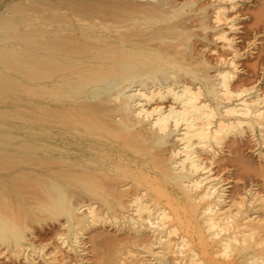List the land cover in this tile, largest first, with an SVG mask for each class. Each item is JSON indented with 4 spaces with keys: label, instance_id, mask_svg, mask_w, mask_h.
<instances>
[{
    "label": "bare ground",
    "instance_id": "6f19581e",
    "mask_svg": "<svg viewBox=\"0 0 264 264\" xmlns=\"http://www.w3.org/2000/svg\"><path fill=\"white\" fill-rule=\"evenodd\" d=\"M245 1L0 0V264H264V87L235 83L264 2L242 29ZM245 136L262 181L233 188L215 167Z\"/></svg>",
    "mask_w": 264,
    "mask_h": 264
},
{
    "label": "rangeland",
    "instance_id": "374dc122",
    "mask_svg": "<svg viewBox=\"0 0 264 264\" xmlns=\"http://www.w3.org/2000/svg\"><path fill=\"white\" fill-rule=\"evenodd\" d=\"M260 2H261V0H259ZM259 1L258 0H246L245 1V3L247 2V4H250L251 5V7H252V9L248 12V11H246V12H248V14L246 13V12H243V10H244V7L242 8V12H239V14H240V16H239V20H238V23H239V27L240 28H242V29H246V27H249V26H251V24H252V22H253V20H252V17L250 16V14L249 13H251V12H254L256 9V7H258L259 5ZM254 2H256V3H254ZM258 2V3H257ZM262 2H264V0H262ZM258 5V6H257ZM231 12H233V11H231ZM192 13L191 12H189V13H186L185 15H183V17L181 18V20L183 19V18H185L186 17V15H187V17L188 16H190ZM195 14V13H194ZM250 18V19H249ZM177 20H179V19H177ZM196 20H197V18H195L194 17V19H192L191 21H190V23H192L193 21H195L196 22ZM249 20V21H248ZM247 22V23H246ZM250 22V23H249ZM188 24H190L189 22H187ZM243 24H245V27H244V25ZM247 24H250V25H248L247 26ZM241 26H243V27H241ZM193 30V32L194 33H196L197 35H195V38H193V40H192V43H193V45L199 50V51H203L204 50V44H205V42H206V39H204L203 38V31L202 30H200V29H198V28H194V29H192ZM198 30H200V31H198ZM251 30V33H250V31H249V34H245V36L247 37H241L240 36V34H241V32H243L244 33V31H240L239 33L237 32V37H238V44H239V48H241V50H242V52H244L245 53V56H242V57H240L241 58V60H240V58H239V60L241 61V63H239L240 61L238 60V63H239V65L241 66V68L243 69H239V74H242L241 75V77H240V75H238V79H236L237 81H235V83L237 82H239L240 83V81H241V79L242 78H245L246 76H252L249 80H248V84H256V83H260L261 84V86L262 87H264V59H263V55H262V53H260L261 51H260V49L262 48V47H264L263 45H264V30L263 31H261V32H257V31H252V29H250ZM197 31V32H196ZM199 32V33H198ZM198 34H200V35H198ZM210 35L212 36V33H210L209 34V40H212L213 39V36H212V38L210 37ZM236 35V34H235ZM248 35V36H247ZM250 35V36H249ZM198 38V39H197ZM198 41V42H197ZM201 41V42H200ZM197 42V43H196ZM220 43V42H219ZM200 46V47H199ZM219 47V49L220 50H222L221 48V46H222V44L220 43V44H215V43H212V47ZM261 47V48H259V47ZM259 48V49H258ZM208 51H210V53L209 52H207L206 51V53H205V55L206 56H208L209 58L211 57V59H216L217 58V53L216 52H213L212 50H208ZM223 51V50H222ZM260 51V52H259ZM230 52H231V50H227L226 51V54L227 55H230ZM214 53H216V54H214ZM264 54V53H263ZM213 56V58H212V56ZM261 56H263V57H261ZM261 57V58H260ZM247 59H248V61H247ZM244 61H247L246 63H243ZM253 61V62H252ZM253 64H252V63ZM251 63V64H250ZM256 63V64H255ZM246 64V65H245ZM255 64V65H254ZM256 65H257V67H256ZM246 68H245V67ZM253 66H255L254 68H255V71H253L254 70V68H253ZM244 67V68H243ZM251 67V68H250ZM247 68H249V69H247ZM253 68V69H252ZM241 70V71H240ZM246 71V73H245V71ZM241 72V73H240ZM245 74H247V75H244V73ZM245 77H244V76ZM247 77V78H248ZM239 79H240V81H239ZM251 81V82H250ZM238 83V84H239ZM237 84V85H238ZM249 133V134H248ZM248 133H247V135L249 136V137H251V134H250V132L248 131ZM238 137V138H234L235 140H236V142H235V140H233V137L232 138H230V139H227V143H225V148H224V150H222V156H225L226 155V157H222L221 156V158H223V160H221V161H219V162H217L218 164L219 163H221V165H223V166H220V165H218L217 163V165H218V167L216 168L215 166H217V165H215L214 167H215V171H218V173H222V172H224L223 171V168H225V175H226V177L225 178H227V180L228 181H231V183L232 184H234V183H236L235 185H233L232 187L233 188H235L237 185H239L238 183H240V185H242L243 186V188L245 187V186H247V183L245 182V180L248 182V183H250V182H255L254 184H257V182H261L262 181V177L261 176H259V175H250L249 176V174L247 173V172H244V171H242L243 172V174H242V172H241V170H240V168L241 169H243V165L245 164V163H243V161H244V159H246V158H244L241 154H239L238 155V152L241 150V152H242V154L243 155H248V153H249V157L253 160V161H255L254 163H257V164H259V156H258V154H256V152H254V153H252L253 151L252 150H250V148L247 146L248 144H244V141H245V138H246V140L247 139H249V137ZM242 140V143H240L241 142V140ZM250 140H252V139H250ZM231 141V142H230ZM240 141V142H239ZM248 141V140H247ZM238 143H239V145H238ZM245 143H247L246 141H245ZM228 146H230L229 148L230 149H228V147H226L227 145ZM230 144H233V145H230ZM237 145V146H235V149L236 148H238L236 151L234 150L233 151V149H234V145ZM241 144V145H240ZM243 144V145H242ZM245 145V146H244ZM238 146H240V147H238ZM231 147H233V148H231ZM241 147H243L242 149H241ZM247 147V148H246ZM247 151H246V150ZM230 150V151H229ZM243 150V151H242ZM248 152V153H246V152ZM229 152H235V153H229ZM228 153V154H227ZM251 153V154H250ZM237 154V155H236ZM235 156L234 158L233 157H231V156ZM246 155V156H247ZM230 156V157H229ZM241 156L243 157V161L241 160ZM256 156V158H258V159H256V158H254ZM239 157H240V160H238L239 159ZM228 158H229V160H228ZM232 160H234V162H233V165H232V161H231V159ZM250 158H247V159H249L250 160ZM237 159V161H235ZM256 159V160H255ZM230 162V164H229V162ZM223 161V162H222ZM225 161H227L226 162V164H228V166L230 167H227V165H225ZM251 161V160H250ZM235 162H237V165L235 164ZM242 162V163H241ZM223 163V164H222ZM240 163V164H239ZM235 164V165H234ZM243 164V165H242ZM232 166H233V168H232ZM222 169H221V168ZM238 167H240L239 169H238ZM219 168L221 169V170H219ZM231 168H232V170H231ZM235 168V169H234ZM230 170V171H229ZM235 171V170H237V171H235V172H232V171ZM238 170L240 171V172H238ZM220 171H222V172H220ZM227 172V173H226ZM231 172V173H230ZM232 173H234L233 175H232ZM223 174V173H222ZM227 175H228V177H227ZM237 175H239V176H241V178L239 177H237V178H235ZM243 175V176H242ZM244 175H246V177L248 178V180H247V178L244 176ZM248 175V176H247ZM229 176H230V178H232V179H230L229 178ZM235 176V177H234ZM258 176V177H257ZM242 177L244 178V179H242ZM257 177V178H256ZM260 177V178H259ZM236 180H235V179ZM257 179V180H255V179ZM237 179H240V180H237ZM261 179V180H260ZM260 180V181H259ZM236 181V182H235ZM234 182V183H233ZM242 183V184H241ZM51 227V225H47L45 228H47L48 230L49 229H51L50 228ZM46 230V229H45ZM51 236V235H50ZM51 238H53V236L52 237H50V239ZM48 239H49V237H48ZM45 240H47V239H45Z\"/></svg>",
    "mask_w": 264,
    "mask_h": 264
}]
</instances>
